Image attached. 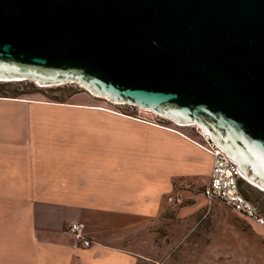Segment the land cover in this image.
Returning <instances> with one entry per match:
<instances>
[{"label": "water", "instance_id": "95a60500", "mask_svg": "<svg viewBox=\"0 0 264 264\" xmlns=\"http://www.w3.org/2000/svg\"><path fill=\"white\" fill-rule=\"evenodd\" d=\"M0 79L197 125L264 188V0H0Z\"/></svg>", "mask_w": 264, "mask_h": 264}, {"label": "crops", "instance_id": "0c3cea01", "mask_svg": "<svg viewBox=\"0 0 264 264\" xmlns=\"http://www.w3.org/2000/svg\"><path fill=\"white\" fill-rule=\"evenodd\" d=\"M185 128L77 95L0 98V264H138L117 242L166 209L176 186L208 183L212 158ZM71 223L89 247L74 243Z\"/></svg>", "mask_w": 264, "mask_h": 264}, {"label": "rangeland", "instance_id": "374dc122", "mask_svg": "<svg viewBox=\"0 0 264 264\" xmlns=\"http://www.w3.org/2000/svg\"><path fill=\"white\" fill-rule=\"evenodd\" d=\"M90 94V95H89ZM0 95L54 102L77 95L82 102L142 119L170 129L175 123L129 104L115 105L95 97L76 84L40 87L32 81H0ZM13 99V98H6ZM194 141L200 144L192 128ZM206 184L176 186L172 202L130 238L118 241L140 256L138 264H264V228L257 226L219 202L207 203L202 196ZM245 198L264 215V193L241 183Z\"/></svg>", "mask_w": 264, "mask_h": 264}, {"label": "built area", "instance_id": "2783aa9c", "mask_svg": "<svg viewBox=\"0 0 264 264\" xmlns=\"http://www.w3.org/2000/svg\"><path fill=\"white\" fill-rule=\"evenodd\" d=\"M186 128L194 130L201 141L198 145L209 153L212 158L209 180L202 190L205 201L207 203L219 202L257 226L264 228V215L251 202L246 200L239 191L240 181L245 182V180L236 163L216 146L205 129L197 125ZM83 229L84 227L80 223H71L67 227L74 243L85 248L90 246V240L84 236Z\"/></svg>", "mask_w": 264, "mask_h": 264}, {"label": "bare ground", "instance_id": "6f19581e", "mask_svg": "<svg viewBox=\"0 0 264 264\" xmlns=\"http://www.w3.org/2000/svg\"><path fill=\"white\" fill-rule=\"evenodd\" d=\"M0 81H5V82H7V81H11V82H16V81H21V79H0ZM38 86H40V87H51V86H53V85H39L38 84ZM78 86H80L81 88H83L81 85H78ZM84 89V88H83ZM85 90V89H84ZM87 91V90H86ZM90 93V92H89ZM92 94V93H91ZM92 95H94V94H92ZM95 97H100V96H96V95H94ZM100 98H102V97H100ZM111 103H113V104H115V105H121V104H123V103H121V102H117V103H115V102H111ZM143 110V109H142ZM147 111V110H146ZM147 112H149V111H147ZM167 119V118H166ZM171 121V120H170ZM173 123H175L177 126H185V127H189V126H191V125H193V124H179V123H177V122H173ZM241 173V172H240ZM241 175H242V177H243V179L245 180V182L247 183V184H249V185H251L252 187H254V188H256V190L258 189L259 191H261V192H263L264 193V188L263 187H261V186H259L257 183H255L254 181H252L251 179H249V178H247L245 175H243L242 173H241Z\"/></svg>", "mask_w": 264, "mask_h": 264}, {"label": "trees", "instance_id": "16d2710c", "mask_svg": "<svg viewBox=\"0 0 264 264\" xmlns=\"http://www.w3.org/2000/svg\"><path fill=\"white\" fill-rule=\"evenodd\" d=\"M17 96H19V95H17ZM17 96H3V95H0V98H13V99H21V98H18ZM54 102H56V103H64V101H62V100H58V99H54ZM243 181H240V183H239V191H240V193H241V195L245 198V196L243 195V193H242V190H241V183H242ZM246 199V198H245ZM247 200V199H246ZM259 211V210H258ZM261 213V212H260Z\"/></svg>", "mask_w": 264, "mask_h": 264}]
</instances>
